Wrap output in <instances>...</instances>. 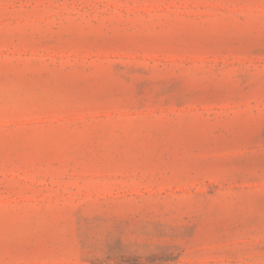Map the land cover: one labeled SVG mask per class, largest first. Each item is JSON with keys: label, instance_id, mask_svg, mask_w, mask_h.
<instances>
[{"label": "rangeland", "instance_id": "374dc122", "mask_svg": "<svg viewBox=\"0 0 264 264\" xmlns=\"http://www.w3.org/2000/svg\"><path fill=\"white\" fill-rule=\"evenodd\" d=\"M0 264H264V0H0Z\"/></svg>", "mask_w": 264, "mask_h": 264}]
</instances>
